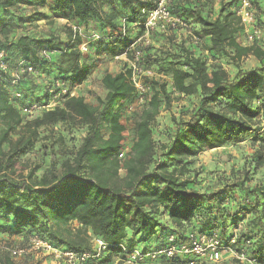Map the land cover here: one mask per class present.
<instances>
[{
	"label": "trees",
	"instance_id": "obj_1",
	"mask_svg": "<svg viewBox=\"0 0 264 264\" xmlns=\"http://www.w3.org/2000/svg\"><path fill=\"white\" fill-rule=\"evenodd\" d=\"M50 1L55 17L75 26L93 22L107 34L91 42L89 55L78 50L80 38L71 29L66 45L52 36L10 38L21 24L45 19L40 12L16 16L14 9L19 5L43 8L47 0H0L3 62L9 69L20 61L38 67L35 75L25 76L17 85L10 84L9 74L0 72V232L20 237L26 245L31 237H38L54 248L74 252H90L92 239L105 243V251L87 264H110L113 257L123 260L120 245L128 252L135 248L157 251L170 236L185 241L189 235L214 234L220 245L243 254L247 261L264 264V185L247 187L251 174L245 171L241 179L234 176L235 182L203 192L194 187L192 172L202 152L246 140L258 148L250 160L254 169L264 163V50L257 41L249 46L237 42L243 29L234 13L236 1L219 0L212 18L210 0H172L171 14L187 24L200 45L188 37L189 48L185 41H177L178 29H167L168 42L157 50L151 44H137L139 37L130 39L133 27L143 33L142 11H151L154 0ZM250 1L256 26L264 32V0ZM123 21L125 34L121 33ZM202 47V53L195 51ZM42 51L51 54L49 61L39 58ZM135 51L139 52L137 61ZM101 53L112 58L129 53L138 70L151 71L153 76H142L144 93L132 82L133 67L124 65L118 73L102 76L106 93L97 107L87 105L83 98L70 100L72 90L90 75ZM249 56L258 67L242 69L239 63ZM223 60L235 67L232 77ZM57 84L70 100L65 109L32 118L21 114L23 107L47 104L58 94ZM175 95L196 96L197 106L186 119L171 117V129L156 140V119L162 108L170 110ZM140 97L142 108L131 119V147L119 159L124 150L125 106L138 105ZM75 121L85 125V135L59 173L55 155L64 151L62 143L59 150L50 148L49 167L40 177L35 176L39 166L25 176L17 173L19 159L35 148L38 128ZM119 171L124 173L122 179ZM72 224L77 226L74 233L68 230ZM239 225L234 244H229ZM87 233L91 235L88 242ZM154 263L186 264L187 259L159 257L148 264ZM233 263L240 264L235 259Z\"/></svg>",
	"mask_w": 264,
	"mask_h": 264
},
{
	"label": "rangeland",
	"instance_id": "obj_2",
	"mask_svg": "<svg viewBox=\"0 0 264 264\" xmlns=\"http://www.w3.org/2000/svg\"><path fill=\"white\" fill-rule=\"evenodd\" d=\"M212 5V14L211 17L214 18L218 11L219 0H210ZM51 1L47 0L45 7L38 8L34 6H23L19 5L14 9L13 15L19 16L22 14L31 15L35 12H40L45 16V19L39 22L29 23V24H21L18 28L14 29L10 33V38L13 36L20 35H28L31 37H44L48 38L50 36L57 38L58 41L62 45H66L68 42V33L71 29L72 35L80 38V44L77 47L80 51V47L82 44L86 43L89 38L93 34H97L102 37L106 32H102L99 27L90 22L87 25H72L70 22L65 19L55 17L50 12ZM73 27H76V31L73 30ZM158 31V30H157ZM155 32V31H154ZM140 29H136L133 27V30L130 33V39H138L143 37V33L140 35ZM150 34L148 37V44H151L155 50L159 49L163 45L168 42V32L158 31V34L153 35ZM13 35V36H12ZM177 41L179 39L181 41H185V45L187 47H191V41L189 40V36L187 32L182 30L176 31ZM189 37V38H188ZM145 39V38H144ZM144 39L141 40L140 43H143ZM191 39V38H190ZM237 42L240 45L249 46L251 43L248 42L246 34L241 32L237 36ZM262 46L264 50V32L261 38L257 41ZM184 43V42H183ZM88 52L82 53V55H89L91 52V42L87 45ZM196 52H203L204 47L195 48ZM96 65L92 68L90 75L75 89L72 90L71 96L72 98H83L84 102L87 105L92 107L98 106V101H103L105 97V90L101 86V78L105 73L116 74L118 73L124 65L130 67L134 62L129 55H123L118 58H112L105 53H101L97 58ZM224 69L229 73L230 77L235 74V67L230 65L227 60H223ZM239 66L242 69H252L258 67V62L252 57L249 56L244 58L239 63ZM141 75V74H140ZM160 80L167 81L164 76H156ZM155 77V78H156ZM144 78V77H143ZM142 78V80H143ZM38 81V80H37ZM46 81V80H44ZM38 82H43L39 80ZM168 82V81H167ZM174 101L171 105L170 110L166 111L165 109H161L159 116L156 119L154 124V133L155 139L157 137H161L162 135H167L169 130L172 127L171 117L176 119H186L188 114L194 107L197 106L198 99L196 96L193 97H181V96H173ZM66 100L64 103L58 106L59 109H65L68 101ZM142 107L139 105H126L123 113L122 124L125 126V131L123 133V147L124 151L129 152V148L131 147L133 140V125H132V116L136 112H139ZM25 123V122H24ZM86 127L80 121H75L74 123L68 124H59L55 128L41 126L38 128V139L33 151L28 153L19 159V162L16 166L17 173L19 175L25 176L31 169L36 167H41L36 170V177H40L44 170L49 167L51 154L50 148L54 146V149H60L61 143L64 146V151L59 150L55 155V170L57 173L61 171L62 165L71 157L73 153L78 149L81 144L82 138L85 135ZM17 131L12 133V139L16 138ZM108 132L106 129L102 130V136L106 139ZM58 139H62V142ZM257 145L253 146L250 143V140H246L245 142L238 144L236 146H230L226 148H220L212 151H204L194 160V164L192 166V172L195 173V177L193 178L195 181V188L205 191H214L219 188V186L225 183L235 182L236 179H241L242 175L245 171L250 174V182H248L247 187H261L264 185V163L259 167H253L251 160V156L257 150ZM63 152V153H62ZM262 154H264L262 152ZM124 176L123 171L118 172V178L122 179ZM234 176L236 179H233ZM222 187V186H220ZM163 221L164 218L162 219ZM77 226L75 224L69 225L68 230L71 233H74ZM91 235L89 233L86 234L87 242L90 240ZM93 240L89 241L91 245H93ZM26 245V241L22 240L20 237L7 235L5 233L0 232V264H58L56 261H52L47 257L35 253L33 255H28L24 258L20 259H10L7 255V250L15 247L22 248ZM93 264H105V263H97ZM110 264H124L122 260L118 257L111 258ZM155 264V263H154ZM202 264H211L209 260L203 259ZM222 264H234L233 260L228 258L227 256L223 257Z\"/></svg>",
	"mask_w": 264,
	"mask_h": 264
},
{
	"label": "built area",
	"instance_id": "obj_3",
	"mask_svg": "<svg viewBox=\"0 0 264 264\" xmlns=\"http://www.w3.org/2000/svg\"><path fill=\"white\" fill-rule=\"evenodd\" d=\"M171 1L172 0H154V8L151 11L147 13L142 11V14L144 15L143 37L137 39V44L147 45V39L154 31L158 30L167 32V29H178L187 32L188 36L195 45H200V40L191 34L187 24L171 14ZM235 1V16L239 19L240 25L244 34L247 36L248 42L252 44L253 42L258 41L263 34L262 30L256 26L255 10L250 0ZM73 30L76 31V27H73ZM121 33L125 34L124 21L121 26ZM99 38L100 37L97 34H93L86 43L82 44L80 51L82 53L88 52L87 45L92 41L98 40ZM142 39H144V41L143 43H140ZM50 56L51 54L47 51H42L39 54V58L43 61H49ZM133 57L134 61H137L139 52L135 51ZM131 67L134 69L132 82L142 95L144 93V89L142 88L144 87L142 84V76H153V73L151 71L141 72L134 66V63L131 65ZM37 68L38 67L36 66H32L20 61L17 63L15 68L9 69L7 64L3 62V53L0 52V72L9 74V82L11 85H17L25 76L35 75ZM56 87L59 89L58 94L49 99L47 104L43 106L32 104L29 107H23L21 108V114L28 118H32L42 112H50L57 109L58 106L68 100V98L66 90L62 85L57 84ZM49 93H52V91ZM15 97L19 98L20 95L15 94ZM138 100L139 101L137 104L139 106L143 105V98L140 97ZM124 154L125 151H121L118 154V158L122 159ZM241 226L242 225H239L237 229L233 230L234 237L231 239L229 244H234L235 236L238 234ZM119 247L121 248V254L124 257L122 260L124 264H148L159 257H164L166 259H171L173 257H183L187 259L186 264H201L203 259L209 260L211 264H222L224 256H227L232 260L235 259L240 264H255L252 261H247L243 254H237L233 250L220 245L216 235L214 234L201 237L189 235L185 241H178L176 236H170L167 240L166 246L157 251L143 252L135 248L128 252L126 249H124V246L120 245ZM91 249L92 250L90 252L59 250L54 248L48 242L42 241L38 237H31L26 246L22 248H11L7 251L12 259H20L28 255L38 253L54 262L56 261L58 264H87L88 261L97 259L101 253L105 251L106 245L100 240L94 239Z\"/></svg>",
	"mask_w": 264,
	"mask_h": 264
}]
</instances>
